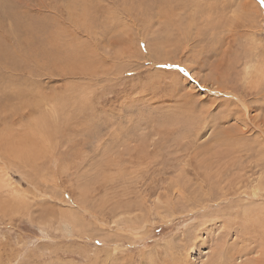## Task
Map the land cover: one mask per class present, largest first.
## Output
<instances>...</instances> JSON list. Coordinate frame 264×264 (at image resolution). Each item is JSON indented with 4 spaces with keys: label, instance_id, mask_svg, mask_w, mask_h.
Masks as SVG:
<instances>
[{
    "label": "rangeland",
    "instance_id": "rangeland-1",
    "mask_svg": "<svg viewBox=\"0 0 264 264\" xmlns=\"http://www.w3.org/2000/svg\"><path fill=\"white\" fill-rule=\"evenodd\" d=\"M0 264H264L260 0H0Z\"/></svg>",
    "mask_w": 264,
    "mask_h": 264
},
{
    "label": "snow or ice",
    "instance_id": "snow-or-ice-1",
    "mask_svg": "<svg viewBox=\"0 0 264 264\" xmlns=\"http://www.w3.org/2000/svg\"><path fill=\"white\" fill-rule=\"evenodd\" d=\"M261 4L264 5V0H260ZM181 72L184 71V69H180Z\"/></svg>",
    "mask_w": 264,
    "mask_h": 264
},
{
    "label": "bare ground",
    "instance_id": "bare-ground-1",
    "mask_svg": "<svg viewBox=\"0 0 264 264\" xmlns=\"http://www.w3.org/2000/svg\"><path fill=\"white\" fill-rule=\"evenodd\" d=\"M249 79V78H248ZM248 82V81H247ZM249 83V82H248ZM221 87V86H220ZM224 88V87H223Z\"/></svg>",
    "mask_w": 264,
    "mask_h": 264
}]
</instances>
